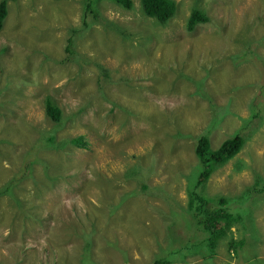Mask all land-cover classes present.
I'll return each mask as SVG.
<instances>
[{"label":"rangeland","instance_id":"rangeland-1","mask_svg":"<svg viewBox=\"0 0 264 264\" xmlns=\"http://www.w3.org/2000/svg\"><path fill=\"white\" fill-rule=\"evenodd\" d=\"M130 1L0 0V264H152L193 241L196 139L235 132L202 190L241 220L171 264H264V0H173L165 24Z\"/></svg>","mask_w":264,"mask_h":264},{"label":"trees","instance_id":"trees-1","mask_svg":"<svg viewBox=\"0 0 264 264\" xmlns=\"http://www.w3.org/2000/svg\"><path fill=\"white\" fill-rule=\"evenodd\" d=\"M114 1L126 7L131 5L130 0ZM140 3L142 13L148 17L155 18L161 24H165L175 13L173 0H140ZM86 8L93 9L92 0H89L86 4ZM5 15L6 6L4 2H1L0 27ZM93 15L94 17L97 16L96 13ZM208 19V16L201 12V10L194 8L186 19V27L188 30H194L198 23H205ZM71 49V46L66 45L65 50L70 51ZM235 60H239L238 54H236ZM224 105L225 104L219 105L220 111L224 110V108L221 107ZM45 109L53 119L57 118L60 114L59 108L50 98H46L45 100ZM210 112L212 113L211 108ZM244 142V136H242L241 133L235 132L232 136L225 138L216 148H212L208 137L205 135L197 137L194 145V153L200 163V168L194 177V181L192 183L190 181L187 186L186 209L182 211H188V213L192 214V217L196 220L195 232L197 236L201 234L198 237H194L193 241L187 240L185 244H181L177 248L169 247L166 253L156 258L152 264H171L173 262V255H180L178 259L181 260V262H183L188 255L204 254V252L207 251L209 252L207 257H209L214 251L217 240L224 237L228 233L227 229L241 220V213H239L240 208L234 211V204L230 202L227 197L221 194L207 195L202 189L212 170L218 165L226 162L229 157L237 154ZM79 143L84 145L85 141H82L80 138ZM257 188L258 187H253L251 191L254 192L256 190L259 193L264 192L263 181L259 189ZM178 218L181 220L180 217ZM238 243H242V240ZM202 248H204V250ZM228 248L232 250L236 248L232 240H230Z\"/></svg>","mask_w":264,"mask_h":264}]
</instances>
